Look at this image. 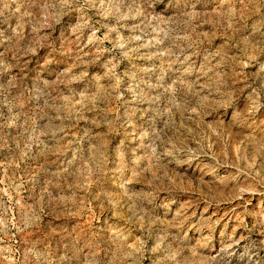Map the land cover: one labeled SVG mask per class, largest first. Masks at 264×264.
<instances>
[{
	"label": "rangeland",
	"instance_id": "obj_1",
	"mask_svg": "<svg viewBox=\"0 0 264 264\" xmlns=\"http://www.w3.org/2000/svg\"><path fill=\"white\" fill-rule=\"evenodd\" d=\"M0 264H264V0H0Z\"/></svg>",
	"mask_w": 264,
	"mask_h": 264
}]
</instances>
